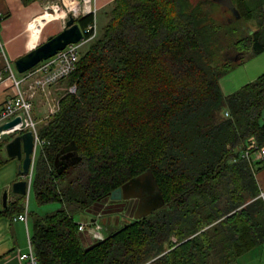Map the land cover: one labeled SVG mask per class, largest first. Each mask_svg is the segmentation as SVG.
I'll use <instances>...</instances> for the list:
<instances>
[{
	"label": "trees",
	"instance_id": "1",
	"mask_svg": "<svg viewBox=\"0 0 264 264\" xmlns=\"http://www.w3.org/2000/svg\"><path fill=\"white\" fill-rule=\"evenodd\" d=\"M231 1L239 18L213 0L112 1L103 32L60 81L76 91L38 129L30 188L38 204H61L35 218L39 264H231L264 243V164L256 150L240 155L250 137L264 146V74L230 94L220 85L264 51V0ZM70 141L81 160L58 175L55 155ZM147 169L164 205L85 250L92 240L81 244L73 213L110 202ZM23 199L2 213L24 212Z\"/></svg>",
	"mask_w": 264,
	"mask_h": 264
},
{
	"label": "rangeland",
	"instance_id": "2",
	"mask_svg": "<svg viewBox=\"0 0 264 264\" xmlns=\"http://www.w3.org/2000/svg\"><path fill=\"white\" fill-rule=\"evenodd\" d=\"M35 1L39 2V4L43 5L44 7L41 10L40 14L45 12L44 16L51 15L54 16V19L52 20L47 19L48 23L42 25L41 29H39V31L36 33L35 36L33 35L31 30L30 43H29L30 49L44 42L49 36L58 33L63 28L64 23L67 20V14L69 12H71L75 17V20H77V18L83 15L85 10H87L82 4V0H35ZM88 8H91L90 3L88 5ZM111 8H112V4L110 5V7H108L106 11H101V12L98 11L94 14L95 27H96L95 38L103 32L104 27L109 19L108 12L110 11ZM249 25H251L252 27L254 26L253 23H249ZM91 41L92 39L88 40L86 43L81 45V52H84L88 48ZM16 43H15L14 51L16 48ZM30 49L27 47V43H26V47L24 50L29 51ZM4 51L6 53V56L9 60L11 67L13 68L15 73L19 75V73L16 72L14 67V61H15L14 59L18 58L22 54L18 52H10V46H7L5 43H4ZM260 54L257 55L259 56ZM257 55L245 58L240 64L230 69L221 78L222 87L225 89L224 82L226 80H229L230 78H234L233 77L234 75L236 76V74H238L239 76H241L242 74L239 72L243 70L245 65L244 63L251 60L253 57ZM68 83H69L68 80H65L61 83L59 82L58 86L54 88L52 87L49 88L48 93L44 92L41 97L42 99L40 100L38 99L37 112L39 113L38 116L39 120L33 117L34 121L36 122L37 129L40 130V128L43 127L48 122L50 116L53 113H55V111L58 109V101L60 97L65 93ZM263 120H264V116H263ZM13 136L14 135L5 136L3 137V140L8 139L7 141H9ZM38 148H39V144H37L35 155ZM18 162L19 161L16 159H14L13 161L8 160V163H6L2 168H0V183H4L7 179H11L13 177L20 178L17 167ZM32 173H33V169H32ZM30 186L31 184L27 188V192L24 195L23 205L28 214V233L30 236H32L33 224L35 218L37 216L40 217L45 216L47 214H50L58 210L61 207V204L59 202H47L44 204H38ZM5 190H7L8 195H12L10 184L7 186L0 187V205L2 207H3V194ZM133 214H134V210L131 207L126 208L118 203L112 204L110 202H106V203L99 202L92 204L91 206H89L88 208L82 211L73 213V218L77 224L83 223L86 225L85 231L78 232V236L81 241V244L83 246H86L91 242V239L88 237V233H87L88 226L89 223H91V221L98 222V224L101 227V232L103 236H105L107 233H110L112 230L124 225L125 223L133 219ZM20 236L22 237L21 244L24 245L23 250L26 251L27 235L25 232H23ZM231 264H264V244L262 245V247H257L252 251L246 253L245 255L239 257L236 260V262H233Z\"/></svg>",
	"mask_w": 264,
	"mask_h": 264
},
{
	"label": "water",
	"instance_id": "3",
	"mask_svg": "<svg viewBox=\"0 0 264 264\" xmlns=\"http://www.w3.org/2000/svg\"><path fill=\"white\" fill-rule=\"evenodd\" d=\"M226 7L230 12L239 18L231 0H213ZM82 31L78 22L71 12L67 14V20L63 28L56 34L49 36L44 42L25 52L15 59L14 67L17 73L23 74L39 62L53 57L58 51L64 49L67 45L77 43L82 39ZM20 118L15 117L12 120L0 125V133L3 130L12 128L19 123ZM5 153L9 158H16L19 161L18 174L19 180L11 185V192L24 196L27 192V181L24 179L29 171L31 162L35 155L34 137L32 131L27 130L15 134L4 145ZM75 144L70 141L64 145L54 158V168L56 174H61L68 166H73L81 160V157L75 153ZM137 199V205L133 214L134 220H139L150 215L152 212L160 209L165 201L162 197L156 180L151 169H147L138 175H135L113 189L109 195L110 202L124 201L126 204L129 199ZM7 204V190L3 194V207ZM124 227V226H123ZM102 239H92L91 244L85 247L90 250L100 243Z\"/></svg>",
	"mask_w": 264,
	"mask_h": 264
},
{
	"label": "crops",
	"instance_id": "4",
	"mask_svg": "<svg viewBox=\"0 0 264 264\" xmlns=\"http://www.w3.org/2000/svg\"><path fill=\"white\" fill-rule=\"evenodd\" d=\"M112 1L113 0H91L90 6L91 9L94 10L95 14L98 11H106L112 4ZM43 8V5H40L37 1L32 2L28 5H23L20 0H0V36L2 37L1 40H3V43H5L7 46H10V52H18L20 54H24L25 52H27L26 50H24L26 47V43L27 47L30 49L29 43L31 30L33 35L35 36L39 29H41L42 25L48 23V20L46 19L48 16H44L45 12L40 14ZM15 43L16 48L14 51ZM7 63L10 65L4 51L3 56L0 57V72L2 73L3 80L0 85V108L2 102L8 96H11L16 92L15 87L11 84V80L8 79V72L5 69ZM244 64L243 70L239 72L242 75L239 76L238 74H236V76H233L234 78L226 80L224 82L225 89L222 87V82L220 79L221 89L224 94H230L237 88H240L246 83L254 81L258 76L264 74V51L259 56L257 55L253 57L251 60L245 62ZM21 75L22 74L18 75L15 73V76L17 78H20ZM58 84L54 85L52 88L58 86ZM24 88H26V86H24ZM42 94V92L37 91L33 97L32 116L37 120H39V113L37 112V101L38 99H42ZM0 158L5 160V163L1 165L0 168L8 163V160L13 161L14 159H16L7 157L4 146L0 148ZM19 179V177L7 179L4 183H0V187L7 186L9 184L11 186L12 182ZM256 180L260 192H264V165L257 171ZM17 196L18 195L14 193H12V195L7 194V202L13 201L15 198H17ZM262 199L264 201V197ZM3 210L4 207L0 205V264H22L21 260L19 259V253L24 251V245L21 244L22 237L20 235L23 232L27 234L28 221L26 228L23 222L12 219V217L15 216V213L7 212L6 214H3ZM262 245L260 247H262Z\"/></svg>",
	"mask_w": 264,
	"mask_h": 264
},
{
	"label": "built area",
	"instance_id": "5",
	"mask_svg": "<svg viewBox=\"0 0 264 264\" xmlns=\"http://www.w3.org/2000/svg\"><path fill=\"white\" fill-rule=\"evenodd\" d=\"M91 0H82L83 6L87 9L83 15L93 13L94 10L88 8ZM1 20V19H0ZM82 39L73 44L67 45L64 49L58 51L53 57L39 62L37 65L24 72L20 78L15 76V73L11 66L7 63L5 69L8 72V79L11 80V84L15 87L16 92L8 96L1 105L0 108V125L4 122L12 120L15 117H19L20 121L12 128L3 130L0 133V141L5 136H12L27 130L32 131L34 137V148L36 150L37 144L41 141L38 138V129L36 122L33 119V97L37 91L42 93H48L49 88L58 84L62 79L70 75L76 68L79 56L81 53V45L88 40H93L96 35L95 20L92 23L87 24L84 28H81ZM4 54V43L0 36V57ZM3 82L2 73L0 72V85ZM26 86V88H24ZM69 93L76 91V84H70L67 86ZM227 114V113H226ZM256 150V158L261 160L264 164V146L257 147L253 137L248 138L245 148L241 151L242 158H248L250 152ZM33 161L29 167L28 173L24 179L27 181V188L31 184ZM259 196L264 197V192H260ZM13 220L21 221L27 228L28 214L26 210L16 216L12 217ZM86 225L83 223L77 224L78 231H85ZM88 237L92 239H103L101 227L97 221H91L88 226ZM27 250L19 253V259L22 264H39L32 244L31 238L27 231Z\"/></svg>",
	"mask_w": 264,
	"mask_h": 264
},
{
	"label": "flooded vegetation",
	"instance_id": "6",
	"mask_svg": "<svg viewBox=\"0 0 264 264\" xmlns=\"http://www.w3.org/2000/svg\"><path fill=\"white\" fill-rule=\"evenodd\" d=\"M118 204H121L123 207H131L134 211H135V208H136V205H137V199H129L128 203L126 204L124 201H118L116 202Z\"/></svg>",
	"mask_w": 264,
	"mask_h": 264
},
{
	"label": "bare ground",
	"instance_id": "7",
	"mask_svg": "<svg viewBox=\"0 0 264 264\" xmlns=\"http://www.w3.org/2000/svg\"><path fill=\"white\" fill-rule=\"evenodd\" d=\"M46 19H48V20L54 19V16L48 15V17Z\"/></svg>",
	"mask_w": 264,
	"mask_h": 264
}]
</instances>
